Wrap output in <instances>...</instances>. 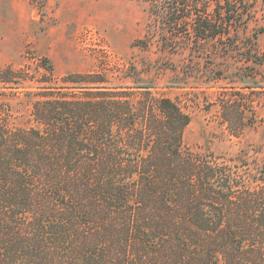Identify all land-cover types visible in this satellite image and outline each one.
<instances>
[{
    "label": "trees",
    "instance_id": "trees-1",
    "mask_svg": "<svg viewBox=\"0 0 264 264\" xmlns=\"http://www.w3.org/2000/svg\"><path fill=\"white\" fill-rule=\"evenodd\" d=\"M150 1L157 24L203 19V40L240 23ZM78 89L25 93L38 127L0 107V264H264V171L237 190L226 161L187 151L190 114L153 87Z\"/></svg>",
    "mask_w": 264,
    "mask_h": 264
},
{
    "label": "rangeland",
    "instance_id": "rangeland-1",
    "mask_svg": "<svg viewBox=\"0 0 264 264\" xmlns=\"http://www.w3.org/2000/svg\"><path fill=\"white\" fill-rule=\"evenodd\" d=\"M221 3L190 0L185 9L213 20L240 15L228 37L203 40V19L157 24L150 0H30V18L13 27L27 42L20 52L8 43L12 60L0 68L11 71L0 75L2 118L14 129L38 127L39 97L28 92L153 87L190 114L187 151L219 156L223 174L245 191L264 171V0ZM233 116L242 129L227 126Z\"/></svg>",
    "mask_w": 264,
    "mask_h": 264
},
{
    "label": "crops",
    "instance_id": "crops-1",
    "mask_svg": "<svg viewBox=\"0 0 264 264\" xmlns=\"http://www.w3.org/2000/svg\"><path fill=\"white\" fill-rule=\"evenodd\" d=\"M30 0H0V68H5L11 63L12 57L9 53L15 44L16 51H22L27 40L26 33L13 29L15 24H24L29 17ZM15 38L16 40H12ZM10 43V44H8Z\"/></svg>",
    "mask_w": 264,
    "mask_h": 264
}]
</instances>
